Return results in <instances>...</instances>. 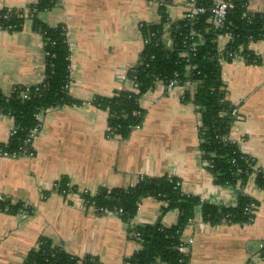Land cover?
I'll use <instances>...</instances> for the list:
<instances>
[{
  "label": "crops",
  "instance_id": "0c3cea01",
  "mask_svg": "<svg viewBox=\"0 0 264 264\" xmlns=\"http://www.w3.org/2000/svg\"><path fill=\"white\" fill-rule=\"evenodd\" d=\"M34 0H0L1 9H27ZM249 12H262L264 0H248ZM169 22L182 20L187 0H167ZM38 18L49 26L65 28L69 48L68 93L80 104L48 108L33 140V155L0 156V195L31 206L30 213L0 211V264H22L39 236L61 242L66 251L87 254L100 264H123L140 246L129 229L154 223L165 203L148 196L139 202L129 223L114 215H98L80 199L58 193L53 184L67 178L78 191L126 188L142 176L172 175L181 191L217 206H235L237 188L218 185L202 160L198 126L200 113L191 101H182V89L166 92L163 84L139 99L144 119L126 138L109 133L108 112L91 103L94 96L130 90L127 71L143 49L140 26L156 25L161 12L150 0H58ZM219 36L218 42H221ZM172 49L169 33L162 36ZM264 55V41L249 45ZM42 35L27 19L19 31L0 30V90L33 85L44 76ZM226 99L236 118L228 137L237 142L256 166L264 168V64L232 60L221 63ZM11 119L0 114V146L9 139ZM256 201L254 219L246 224H209L201 207L181 232L187 241L188 264H264V188L253 177L243 189ZM178 211L160 219L164 226L177 222ZM166 264V263H161Z\"/></svg>",
  "mask_w": 264,
  "mask_h": 264
},
{
  "label": "trees",
  "instance_id": "16d2710c",
  "mask_svg": "<svg viewBox=\"0 0 264 264\" xmlns=\"http://www.w3.org/2000/svg\"><path fill=\"white\" fill-rule=\"evenodd\" d=\"M58 0H38L30 5L33 10L29 18L32 28L42 35L45 59L44 76L47 88L40 92L34 91V85H16L6 95L0 90V114L12 117L15 133L6 144L0 146L7 152L18 155L28 154L19 148L35 126V115L44 109L64 105L80 104L71 97L65 85L69 82V48L65 28L59 24L49 26L37 16L40 11L52 8ZM212 0H197L198 5L211 6ZM232 7L228 9L224 24L215 28L208 22L209 12L198 15L194 21L186 19L169 22L164 6L159 7L161 21L156 25L140 26L142 37L147 40L140 52L138 62L127 71V79L132 82L134 90H117L111 96H94L91 103L108 112L109 133L126 138L130 132L140 126L144 119V110L139 106L142 95L152 90L157 81L166 83L175 73L179 80L196 82L194 94L186 92L182 101H191L200 113L198 126L199 148L202 160L218 185H231L237 188L238 200L235 206L224 207L202 202L199 197L186 195L180 181L172 175L160 177L142 176L136 185L121 188H98L94 193H82L85 205L93 204L98 208L112 210L123 222L129 223L138 209L141 199L152 196L165 203L161 208L160 218L154 223L138 224L129 229L132 239L139 234L140 248L124 259L123 264H188L189 255L179 252L181 232L194 215V209L201 207L202 218L209 224H246L252 222L254 213L249 206L256 201L245 194L243 189L251 177L259 188H264V168L258 167L252 157L242 152L237 142L228 137L230 128L236 118L234 105L226 99L221 79V56L217 51L219 36L226 32L234 35V41L226 50H240L247 56L246 63L264 64V55L255 54L250 50L252 42L264 41V10L249 12L248 0H230ZM1 9L0 13L7 12ZM16 9H11L14 12ZM23 17L11 13L4 24H21ZM168 24V25H167ZM167 25V26H166ZM17 28L14 31H19ZM195 33L194 41L199 42L193 55L188 53L189 60L180 57L182 42L189 31ZM173 36L172 49H167L162 42L163 32ZM153 33V35H150ZM221 55H224L221 53ZM253 61V62H252ZM190 67V69L187 68ZM192 66H195L193 69ZM28 88L29 99H23L21 93ZM137 111V114H133ZM58 193L62 190L79 192L70 186L67 178H62L54 188ZM248 208V210H246ZM31 206L18 200L0 199V211L30 213ZM177 210V222L164 226L160 219L169 210ZM120 210V211H119ZM104 215V214H103ZM264 255V244L260 250ZM22 264H100L92 255L78 257L65 250L61 242L55 243L45 236H39L35 246L26 254Z\"/></svg>",
  "mask_w": 264,
  "mask_h": 264
},
{
  "label": "built area",
  "instance_id": "2783aa9c",
  "mask_svg": "<svg viewBox=\"0 0 264 264\" xmlns=\"http://www.w3.org/2000/svg\"><path fill=\"white\" fill-rule=\"evenodd\" d=\"M37 1L38 0H34V2L32 4L35 5V3ZM150 1L154 2L157 5L158 9L161 6H164L167 2V0H150ZM211 2H212L211 6L206 7L204 5H198L197 0H187V12L184 15L183 19H186L187 21H194L195 19H197L198 15L209 12L208 22L211 23L215 28L221 27L224 24V21L226 19L228 9L232 7V3L230 2V0H212ZM11 9L12 8H9L7 10V12H5V13H0V30L8 32V31H14L19 27L22 29L25 21L27 19H29L33 13V10L32 9L30 10V7L27 9H16L14 12H11ZM11 13L12 14L14 13L15 15H17L19 17H23L25 19L24 22L19 24V25H17V24L6 25V24H4L2 21H7L11 17ZM165 33H169V32L168 31L163 32L162 36ZM150 35H153V33H151ZM169 35H170V33H169ZM221 36L223 37V39L221 42H218V44H217V51L221 56V62H223V61L228 62V61L238 60V59L242 60L244 62L248 61L247 56L240 54V50H241L240 48H239V51H237V50H235V51L234 50H231V51L228 50L227 51L226 50L227 46H229L230 43H232L234 41V35L232 33L226 32ZM194 37H195V33L192 30L189 31V34L185 35L184 40L182 42V47L184 50H182V52H180V57L186 58L187 60H189L188 53L191 52L193 55L195 54V52L197 50V46L199 45V42L194 41L193 40ZM170 38H171V41L173 44V39H174L173 36L170 35ZM146 42H147V40L143 38V44H145ZM221 53H223L224 55H221ZM68 60H69V57H68ZM69 68L70 67L68 66V69ZM187 68L190 69L189 66H187ZM192 68L194 69L195 66H192ZM156 83L163 84L166 92H170L176 88H181L182 89V98L186 92H189V94H191V95L194 94L195 89H196V82L195 81L184 80L181 82L179 80V76L177 73H175L174 76L171 79H169L166 83H162L161 81H157ZM33 85L35 86L34 87L35 92H40L41 90H44L48 86V84L45 80V76H43V78L38 83L33 84ZM68 86H69V82L65 85V88L68 89ZM13 90H14V86L11 88L10 93ZM130 90H134L133 86ZM9 94H7V95H9ZM29 94H30V90L28 88H26L21 93V97L23 99H29V97H30ZM44 111H46V109L39 111L35 115L37 123L35 124L34 127H32L30 129L28 137L26 139H24L23 144L19 148V151H22V152L27 148L30 149V152L28 154L26 153L23 155L31 156L34 153V151H33V140L38 135V133L42 127V116H43ZM137 113H138L137 111L133 112V114H137ZM233 113H236L235 110H233ZM7 116L11 119V125L9 127V137H11L15 133V127H14V122H13L12 117L9 115H7ZM0 156L16 158V157H19L20 155H18L17 152L9 153L6 150H3L0 148ZM206 165L209 166L210 164L206 162ZM57 182L58 181L54 182V184H53L54 188L57 187ZM176 186L181 187V182L180 181L176 182ZM86 192H88V191L87 190H81L79 192H77V191L76 192H69V191L62 190L59 193L66 196V197H75L77 199H80L82 204L86 208H89L95 214H98V215H103V214L104 215H114V212L112 210L98 208L93 204H89L86 206L84 201H83V198L81 197V194L86 193ZM91 193H94V192H91ZM2 198H3V196L0 195V199H2ZM201 201H202V199H201ZM249 208H250L249 212L254 213L255 205L251 204L249 206ZM246 210H248V208H246ZM134 236H135L136 241L139 242V234L135 233ZM191 241H192L191 239H189L187 241L181 240V243L178 246L179 252L187 253L188 244L191 243Z\"/></svg>",
  "mask_w": 264,
  "mask_h": 264
},
{
  "label": "water",
  "instance_id": "95a60500",
  "mask_svg": "<svg viewBox=\"0 0 264 264\" xmlns=\"http://www.w3.org/2000/svg\"><path fill=\"white\" fill-rule=\"evenodd\" d=\"M263 245V244H262Z\"/></svg>",
  "mask_w": 264,
  "mask_h": 264
}]
</instances>
